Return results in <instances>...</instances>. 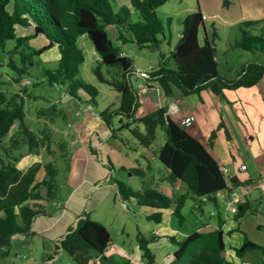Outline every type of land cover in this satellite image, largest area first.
Instances as JSON below:
<instances>
[{"label": "trees", "instance_id": "obj_1", "mask_svg": "<svg viewBox=\"0 0 264 264\" xmlns=\"http://www.w3.org/2000/svg\"><path fill=\"white\" fill-rule=\"evenodd\" d=\"M166 1L131 0V6L139 16L137 21L132 22L129 20L130 9L123 7L118 13H114L110 0H0V47L3 48L5 42L12 39L16 41V49L25 41L44 35L47 41L30 53H21V62L56 47L59 53L56 66L46 70L49 82L64 85L70 97L79 98L80 92L85 93L89 103L93 105L96 103L98 90L79 76V66L84 61V56L77 45V38L86 34L101 62L120 70V78L109 81L95 69L99 79L112 85L120 95L117 109L106 108L99 114L110 136L118 137L117 130L130 126L129 122H122L120 119L121 124L115 129L113 119L116 116L142 123L143 131L136 126L129 130L138 144L146 148L154 141L156 128L162 127L167 140L159 147L155 156L167 170L161 180L171 186L177 182L184 183L187 190L173 196L147 183H142L140 189H134L116 178L109 177L108 180L115 183L122 201L134 197L140 206L157 209L146 216L148 220L159 223L160 210L171 208L172 216L179 218L180 223L183 220L181 210L185 200L191 196L200 202L217 203L215 193L227 187L225 177L201 141L166 115L164 106L135 117L139 94L130 82V75L134 72L133 60L120 46L114 44L106 31L107 25H125L131 33V42L141 48L157 49L162 42L159 35L164 37V33L155 9ZM202 15L197 8V11L183 18L181 36L171 51L175 67L167 68L162 61L157 68L146 72L145 80L156 83L163 96L168 99L176 97V91L185 96L199 94L202 90H209L225 99L226 90L257 87L264 102V62L246 61L234 79L220 76L217 72L214 43L208 38ZM257 22L242 21L240 37L233 44L235 48L258 50L264 54V34L254 35L244 28ZM200 27L204 31L203 44L198 42ZM26 30H30L29 33ZM212 34L216 35L214 30ZM121 35L118 38L126 42ZM10 65L16 68L12 61ZM37 115L47 118L50 125L45 124L37 131L30 129L24 121L23 97L18 93L7 95L0 91V141L15 125L8 144L2 147L0 154V258L10 254L14 236L32 237L35 234L32 224L36 216L44 213V210L38 208L37 203L30 205V202L45 200L49 204L61 200L56 181L58 171L54 161L60 156L64 158L65 155L61 153L57 158L49 160L46 156L54 153L51 148L53 139L50 126L57 120L68 122V116L65 110L55 108L54 105L48 110H38ZM215 135L216 130L213 129L208 137L210 144ZM59 145L61 150L64 141L59 142ZM41 149H44L41 155L45 160L33 162L25 168L18 167L17 163L22 157H27L34 150L39 154ZM134 171L139 169L134 168ZM103 181L105 180L101 183ZM229 183L233 187L241 184L234 177L230 178ZM258 199L248 198L238 204L237 211L233 214L234 219L240 221L249 212H256L257 202H260ZM221 225L222 221L219 220L217 228L194 230L180 240L173 235L169 236L168 239L176 248L172 251L168 264H235L223 254L226 244ZM155 238L157 237L154 233H137L140 264H155L156 256L149 246ZM110 242V234L103 224L92 220L86 212L80 213L64 233L54 238L53 254L47 261L55 257L57 250L62 249L73 257V264H134L130 257L117 258L106 254ZM251 248L261 249L264 253V246L246 237L233 250L241 258ZM88 249L96 253L93 262L90 257H84L81 253Z\"/></svg>", "mask_w": 264, "mask_h": 264}, {"label": "rangeland", "instance_id": "obj_2", "mask_svg": "<svg viewBox=\"0 0 264 264\" xmlns=\"http://www.w3.org/2000/svg\"><path fill=\"white\" fill-rule=\"evenodd\" d=\"M110 1L114 13H118L121 8L127 7L130 9L129 20L135 22L139 19L137 12L131 6V0ZM256 1L257 0H167L164 4L155 9L157 17L162 23L164 33V37L159 35L162 42L157 49L141 48L134 42H131V33L127 30L125 25H107L106 31L114 44L120 46L125 53L132 58L134 72L130 75V82L137 90V86L141 82L138 75L139 70H142V72H149L157 68L162 61L165 62L167 68L175 67L174 61L171 57V51L177 44L181 35L182 20L187 14L197 11V8L199 7L208 15V19L204 20V27L207 31L209 40L214 43L218 74L226 78H236L237 73L241 68L240 66L243 63L246 61L264 62V54L258 50L247 51L235 48L233 44L240 37L242 21L226 15H219L217 17V14L222 11L218 9L226 11L227 9L236 8V10L238 9L237 11H239L244 8V14H248L252 11V5ZM258 2L260 5L264 6V0H258ZM258 9L259 8H257V10ZM253 14L252 11V18L249 16L248 19L256 20L258 22L244 28L254 35L264 34V16L260 15L259 12H257L255 16H253ZM213 30L216 35L212 34ZM120 34H122L121 36L126 42H122L123 40L118 38ZM198 39L200 43L204 42V31L202 27L199 29ZM45 40L46 37L44 35H38L34 39L25 41L14 49L16 41L10 39L5 42L3 48L0 47V91L7 95L18 93L23 97L24 121L28 124L30 129L37 131L45 124L49 126L50 124L47 118L38 117L37 111L40 109L48 110L54 105L55 108L65 110L68 120L70 119L76 123L82 121L89 124V126H92L89 137L86 134V128H84V140L89 138V140L95 141L97 143L96 145L100 144L106 148L112 146L113 149H116L118 147L122 156H125L123 153L124 148L128 153L127 157H134L144 167H147L148 164L150 165L149 168L144 169L143 175H138L132 172L130 174L131 176H128L126 171H115L112 173L113 178L126 182L134 189L141 188L142 183H147L156 188H159L160 184L163 183L173 190V192L169 193L170 195L177 196L185 193L187 189L184 183L177 182V184L171 187L170 184L159 178V176H164L167 172L165 166L155 157L159 147L167 140L165 130L162 127L158 126L156 128L155 139L149 148L140 146L129 130V128L136 126L139 127V130L143 131L142 123L138 121H128L127 118L121 116L114 117V128L117 129L120 126V119H122V122H129V128L122 127L117 130L116 134L118 137L108 136V130L99 114L106 108L117 109L120 102V95L112 85L99 79L95 73V69H97L106 80L111 81L120 78L119 68L103 64L88 36L86 34L78 36L77 45L82 50L84 56V61L79 66V76L85 82L94 85L98 90L96 103L91 105L88 96L85 93L80 92L78 94L79 98L70 97L64 85H56L49 82L46 70H51L56 66L57 59L59 58L57 48L54 47L46 50L39 56H30V58L24 63L21 62V53H30L32 49L42 46V44L45 43ZM11 61L16 68L11 67ZM148 92L149 89L146 93ZM141 96L142 95H139V98ZM175 98L176 97H174V100H178ZM162 99L166 98L163 97ZM141 101L142 100L140 99L139 106L135 113L136 118L148 112V109L141 104ZM221 101L224 102L225 100L220 98V102ZM75 112H78L79 114L76 115ZM223 113L227 117L229 124H231L232 122L229 120L227 112L223 111ZM171 117L175 120L174 116ZM54 124L50 126L52 134L51 138L53 139L51 148L54 153L51 155L48 154L46 156L47 160L57 158L61 155L59 142L64 141V143H68L70 141H75L76 137L75 135H72L73 132H75L78 137L77 131H74V128H72V123L68 126L67 122L65 123L63 120H57ZM14 129L15 125L0 141V154L2 152V147L8 144ZM102 132H104L103 135ZM233 133H235V130H233ZM234 136L238 142L237 135L234 134ZM238 146L240 148V153L244 148L240 142L238 143ZM136 147L144 152L143 156L139 155L138 151H135V149H137ZM41 153H44V149H41L39 154L34 150L29 153L27 157H22L17 163L18 167L25 168L33 162L45 160ZM145 154L147 155V158L145 157ZM104 156L106 157V155ZM246 156L247 155L244 153L243 160L249 161ZM54 163L58 171L56 181L60 188L58 190L59 198L64 199L70 190L67 183V176L69 175L68 159L59 158L56 159ZM251 164L252 161H250V165ZM88 190L90 192L91 189ZM116 192L111 189V191L107 193L105 199L97 205L95 204V201L91 199V201H89L84 207L82 213L86 212L92 220L100 222L108 230L111 238L110 247L112 249V253L109 254L117 258L124 256L130 257L134 264H140V257H137V254L134 255L132 253L137 249L136 235L138 232L145 235L151 234L153 228L157 226L158 223L146 218L151 211L150 207L140 206L133 197L128 201H122L118 192ZM254 192L256 195H259L257 189H255ZM223 202L217 200L221 211L220 217H224L225 214L224 208L221 210V204L225 207V202ZM257 203V208H260V211L249 212L243 217V227L241 226L239 229H232L231 234H224V241L226 244L224 252L226 253V256L232 257L235 261L237 257L234 255L233 248L239 247L245 237L251 241L254 240L253 242L256 241L257 243V237L262 238V241H260L262 244L260 245L264 246V222L260 227H257L256 225L257 218L264 220V198ZM29 204L32 205V203ZM216 212L217 210L214 202H200L189 196L185 200L184 206L181 210V214L183 215L182 222L179 223V218L177 219L175 216H172V222L180 228L178 231L184 232L185 234L191 233L198 227L204 228L209 222H217ZM232 218L233 221H237L234 219V215H232ZM241 222L242 221L240 220V223ZM53 238L54 237L51 236V234H35L32 237L16 235L13 237L10 254L5 258H0V264H17L20 260L24 261L25 259L30 260L31 264H73V257L62 249L57 250L54 255L55 257L52 260L47 261L49 256L53 254ZM171 247L175 248L174 245ZM153 249L155 252V246H153ZM81 253H83L84 257H90L91 262L94 261L96 253L92 249H88ZM86 253L88 255H86ZM163 256H166L165 259H162L163 263L170 260V258L167 259V255ZM255 257H257V261L253 263L252 259ZM241 258L243 261H246V258H249L247 264H262L264 261V253L261 249L251 248L246 250L244 256ZM155 264H160V262H156Z\"/></svg>", "mask_w": 264, "mask_h": 264}, {"label": "crops", "instance_id": "obj_3", "mask_svg": "<svg viewBox=\"0 0 264 264\" xmlns=\"http://www.w3.org/2000/svg\"><path fill=\"white\" fill-rule=\"evenodd\" d=\"M252 7V11L254 13L253 16H255L257 12L264 16V6L260 5L258 0L252 5ZM257 8L259 9L257 10ZM218 10L222 11L217 14V17L219 15L232 16L237 18L239 21L250 20L248 17L251 16L252 13L251 11L248 14H244V8L239 11H237L238 9L236 10V8L227 9L226 11H223V9ZM200 11L205 16V19L203 20L208 19V15L203 10L200 9ZM26 33H29V31ZM199 44L203 43L199 42ZM149 84L153 85L154 82H150ZM224 93V102H220L221 97L215 95L209 90H202L199 94L192 93L185 96L176 91L175 99L178 100H174V98L162 99L163 97L161 100H158L155 91L149 90L148 93L142 94L139 100L141 99V104L148 109L147 113L157 109L158 107L166 106L169 102L178 103L179 112L174 116L175 120H173L171 116L170 118L177 122L179 118H190V116L193 115L194 120L189 119V123L184 126V128L191 136H194L201 141V143L216 160L219 167H226L231 176L236 178L239 183L257 184L260 177L264 175V102L262 100L261 93L257 87H241L234 90H226ZM223 111L227 112L229 120L232 122L231 124L227 121V117L224 115ZM67 121L69 124L72 123V128H74V131H77L78 135L77 137L75 132H73L72 135H75L76 140L64 143L61 153H64L65 156L64 158L61 156L59 157L62 159H68L69 175L67 176V183L70 190L67 196L58 202H52L49 204L45 200L30 202L32 204L37 203L36 206L44 210V213L39 214L34 219L32 230L35 234H51L54 238L65 232L67 227L74 222L76 216L84 211V207L89 201H91V199H93L97 205L105 199L107 193H109L111 189L116 192L117 187L115 183L108 180L109 177L113 178V172L126 171L128 176H131L130 174L132 172L138 175H143L144 169L150 167L149 164L147 167L142 166L134 157H127L128 153L124 148L123 153L125 156H122L118 147L116 149H113L112 146L106 148L100 144L96 145L97 143L93 140H89V138L84 140V128H86L85 131L89 137L92 126H89V124L82 121L77 123L70 119ZM213 129L216 130V135L213 142L210 144L208 142V137ZM233 130H235V133H233ZM107 132L109 134L108 136H110L111 134L109 130ZM103 134L104 132H102V135ZM234 134L237 135L238 142L235 139ZM239 142L244 148L240 153V148L238 146ZM136 148L137 149H135V151H138L139 155L143 156L144 152L141 151V149H138V147ZM244 153L247 155L246 158L249 161L243 160ZM104 155H106V157ZM145 157L147 158L146 154ZM250 161H252L251 165ZM241 165L246 166L245 170L240 169ZM134 168H138L139 171L135 172ZM159 178L161 179L162 176H159ZM103 179L105 181L101 183ZM88 189H91L90 192ZM158 189L163 190L167 194L173 192L171 188L163 183L160 184ZM257 190L259 195H256L254 190L252 192L251 200L259 198L260 201H262L264 193L260 189ZM215 206L217 210V222H209L208 225L204 226V228L198 227L195 230L215 229L218 226L219 220L222 221L221 228L223 230V234H231L232 229L237 227L240 228L241 226L243 227V219H240L242 221L241 223L240 221H233V214L227 209L226 205L224 207V205L221 204V210L224 208L225 211L224 217H220L221 211L218 203H215ZM150 208V213L157 211L155 208ZM160 211L161 221L152 230V233H154L157 238H155L149 246L153 253H156V262H160V264H167L171 260L172 251L176 248L175 245V248L171 247L173 244L170 242L168 237L173 235L180 240L188 233L185 234L184 232L178 231L180 228L173 224L171 208ZM263 222L264 220L257 218V227H260ZM257 240L258 243L255 241L257 244H262L260 242L262 241V238L257 237ZM153 246H155V252ZM109 253H112L110 246L106 250V254ZM132 253L134 255L137 254V257H140L138 247ZM159 254L167 255V259L170 258V260L163 263L162 259H165L166 256L164 257ZM223 254L226 256L225 252ZM243 256L244 254L242 257ZM226 258L232 260L235 264H247V260H249V258H246V261H243L242 258L238 259L239 257H237L235 261L230 256H226ZM252 260L253 263H255V261H257V257ZM17 264H31V262L30 260L25 259L24 261L20 260Z\"/></svg>", "mask_w": 264, "mask_h": 264}, {"label": "built area", "instance_id": "obj_4", "mask_svg": "<svg viewBox=\"0 0 264 264\" xmlns=\"http://www.w3.org/2000/svg\"><path fill=\"white\" fill-rule=\"evenodd\" d=\"M205 16H203V19ZM142 77V81H144L143 75L140 74ZM148 87L145 85V83L138 84V92L139 93H146L148 91ZM155 90L157 96L161 95V90L158 85H155L153 87ZM167 114L170 115H176L179 112V106L177 103H169L166 109ZM76 114H79L76 112ZM189 119H194V116H190V118H181L179 121L180 125H187L189 122ZM246 166L241 165L240 169L245 170ZM221 172L225 176L227 187L220 189L216 191L215 197L218 200L224 201L227 209L231 213H235L237 211L238 204L244 202L246 199L252 198V192L255 189H260L264 193V175H262L259 179V182L257 184H240L237 187H233L230 185L229 181L231 178V174L228 172V169L224 166L220 168ZM156 263V262H155Z\"/></svg>", "mask_w": 264, "mask_h": 264}, {"label": "clouds", "instance_id": "obj_5", "mask_svg": "<svg viewBox=\"0 0 264 264\" xmlns=\"http://www.w3.org/2000/svg\"><path fill=\"white\" fill-rule=\"evenodd\" d=\"M203 16H204V15H202V18H203ZM204 19H205V18H204ZM140 74L143 75L144 81H142V77H141ZM138 75H139V77H140V79H141V82H140V83L143 82V83H145V85L149 88V90H154L153 87H154L155 85H157V84L154 83L153 85H150V84H149L150 82H148V81L145 80L146 72H142V70H139V71H138ZM140 83H139V84H140ZM154 91H155V90H154ZM137 92H138V86H137ZM155 93H156V92H155ZM161 93H162V91H161ZM138 94H139V95H142V94H146V93H139V92H138ZM156 95H157V94H156ZM162 97H164L163 94L157 96L158 100H161ZM165 98H166V97H165ZM169 103H175V102H169ZM169 103H167V105L164 106V107H165V111H166L167 106H168ZM166 115H168L169 117H170V116H175V115L167 114V112H166ZM176 115H177V114H176ZM191 116H193V115H191ZM182 118H184V117H182ZM180 119H181V118H179V120L177 121L178 124H179ZM193 120H194V119H193ZM68 126H70L69 123H68ZM181 126L184 127V126H186V125H181ZM219 168H221V167H219ZM220 171H221V170H220ZM228 172H229V171H228ZM224 177H225V176H224ZM231 177H232V176H231ZM241 184H248V183H241ZM239 185H240V184H239ZM217 200H218V199H217ZM258 211H260V208H258ZM232 214H234V213H232Z\"/></svg>", "mask_w": 264, "mask_h": 264}, {"label": "water", "instance_id": "obj_6", "mask_svg": "<svg viewBox=\"0 0 264 264\" xmlns=\"http://www.w3.org/2000/svg\"><path fill=\"white\" fill-rule=\"evenodd\" d=\"M133 199H134V197H133ZM125 205V204H124Z\"/></svg>", "mask_w": 264, "mask_h": 264}]
</instances>
